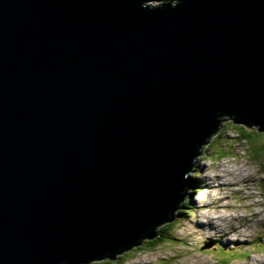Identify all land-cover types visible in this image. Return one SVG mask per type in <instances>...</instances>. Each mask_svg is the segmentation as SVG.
<instances>
[{
	"label": "water",
	"instance_id": "1",
	"mask_svg": "<svg viewBox=\"0 0 264 264\" xmlns=\"http://www.w3.org/2000/svg\"><path fill=\"white\" fill-rule=\"evenodd\" d=\"M173 2L0 0V264L133 249L224 122L264 131V0Z\"/></svg>",
	"mask_w": 264,
	"mask_h": 264
},
{
	"label": "rangeland",
	"instance_id": "2",
	"mask_svg": "<svg viewBox=\"0 0 264 264\" xmlns=\"http://www.w3.org/2000/svg\"><path fill=\"white\" fill-rule=\"evenodd\" d=\"M163 1L170 0L143 3ZM238 126L224 122L203 147L188 173L194 184L183 202L189 207L175 211L185 217L175 216L169 232L166 228L169 241L151 250L130 249L113 262L103 258L89 264H264L263 246H255L261 237L264 243V131L245 127L252 132L243 140Z\"/></svg>",
	"mask_w": 264,
	"mask_h": 264
},
{
	"label": "trees",
	"instance_id": "3",
	"mask_svg": "<svg viewBox=\"0 0 264 264\" xmlns=\"http://www.w3.org/2000/svg\"><path fill=\"white\" fill-rule=\"evenodd\" d=\"M170 1H172V3H174L173 2V0H170ZM165 2H167V1H165ZM169 2V1H168ZM145 4V3H144ZM239 128H238V131H237V133H240L241 134V139H243V140H246V139H248L249 137H250V135H251V133L250 132H252L251 130L249 131V130H247L246 128H245V126H242V125H239L238 126ZM256 127V126H255ZM257 128V127H256ZM254 131H256V132H258V130L257 129H254V128H252ZM262 132V131H261ZM257 155V154H256ZM187 200V199H186ZM185 200V201H186ZM189 201H186V202H182L181 204H180V207L182 208V207H187L188 205L187 204H189L188 203ZM179 207V208H180ZM189 207V206H188ZM182 210V209H181ZM174 215L176 216V219H178V218H182V217H185V215L181 212V211H178V213H174ZM175 221H177V220H175ZM168 225H169V227H168ZM174 225V224H173ZM171 227H172V222H168L167 224H165L164 226H161V227H159L158 229V231H157V234H156V236L155 237H153V238H145V239H142L141 240V243L138 245V246H136V247H133V248H140V249H143V250H151V249H155L156 247H158V246H160V244H161V242H166V241H169V239L171 238V235L168 233L169 232V230L171 229ZM166 228H167V230H168V232H166ZM165 233L167 234V236L165 235ZM125 252V251H124ZM124 252H121V253H116V255L115 256H113V257H106V258H104V259H107L108 261H111V262H113V260H117V259H119V257L121 256V255H123V253ZM228 261H231V260H228ZM228 261H224V262H227L228 263Z\"/></svg>",
	"mask_w": 264,
	"mask_h": 264
},
{
	"label": "bare ground",
	"instance_id": "4",
	"mask_svg": "<svg viewBox=\"0 0 264 264\" xmlns=\"http://www.w3.org/2000/svg\"><path fill=\"white\" fill-rule=\"evenodd\" d=\"M223 234V233H222ZM262 239V237L260 238V239H257V243H255V246L256 247H259V246H263V250H264V243L263 244H261L262 242L260 241ZM239 247H241V246H239ZM231 251V250H230ZM249 249L247 250V253L249 254Z\"/></svg>",
	"mask_w": 264,
	"mask_h": 264
}]
</instances>
